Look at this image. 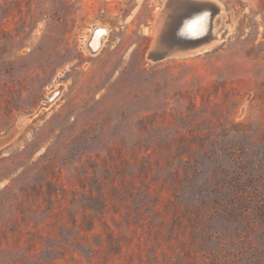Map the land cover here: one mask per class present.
<instances>
[{
	"label": "rangeland",
	"instance_id": "obj_1",
	"mask_svg": "<svg viewBox=\"0 0 264 264\" xmlns=\"http://www.w3.org/2000/svg\"><path fill=\"white\" fill-rule=\"evenodd\" d=\"M162 1L0 0V264H264V0L154 62Z\"/></svg>",
	"mask_w": 264,
	"mask_h": 264
},
{
	"label": "water",
	"instance_id": "obj_2",
	"mask_svg": "<svg viewBox=\"0 0 264 264\" xmlns=\"http://www.w3.org/2000/svg\"><path fill=\"white\" fill-rule=\"evenodd\" d=\"M169 6H172L171 10ZM202 11L207 12L211 19L214 9L199 0H163L158 12L163 13V18L157 23L158 33H154L151 40L147 58L159 62L165 58L172 57L167 51L173 52V57L188 56L206 51L208 42L214 40L210 32L192 37L185 36L184 30L189 21L199 15ZM151 29V26H150ZM33 116H25L26 119ZM3 140L0 141V144Z\"/></svg>",
	"mask_w": 264,
	"mask_h": 264
},
{
	"label": "bare ground",
	"instance_id": "obj_3",
	"mask_svg": "<svg viewBox=\"0 0 264 264\" xmlns=\"http://www.w3.org/2000/svg\"><path fill=\"white\" fill-rule=\"evenodd\" d=\"M201 1V0H200ZM215 3V2H214ZM213 3V5H214ZM211 4V3H210ZM217 4V2H216ZM211 6V5H210ZM220 6V5H219ZM218 6V7H219ZM170 9H166L165 11H168ZM163 18V13L156 12L155 19L151 25V29L149 28V32L154 35V33H158L157 29V23ZM206 32H210L212 35V22L211 19L207 16L206 11H202L199 15H197L195 18H193L191 21H189L185 27L184 33L187 37L196 36L199 34H203ZM108 36V29L105 26H96L93 27L90 34L85 36L84 39V46L86 49V52H88L91 55H95L98 53L104 44V41L106 37ZM214 36V40L208 42L206 45V49L212 47L216 42L219 41V37ZM168 55H172V51H167ZM61 92L60 87L51 91V93L48 95V99L46 102H42V104L37 108V110L33 113V115H36L41 109L47 108L52 102H54L59 94ZM26 117H22L21 121L25 120Z\"/></svg>",
	"mask_w": 264,
	"mask_h": 264
}]
</instances>
